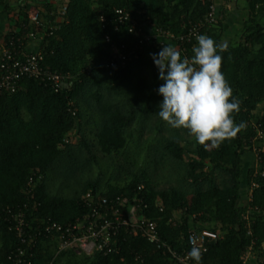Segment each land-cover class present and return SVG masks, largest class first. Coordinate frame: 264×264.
Here are the masks:
<instances>
[{
	"label": "trees",
	"instance_id": "trees-1",
	"mask_svg": "<svg viewBox=\"0 0 264 264\" xmlns=\"http://www.w3.org/2000/svg\"><path fill=\"white\" fill-rule=\"evenodd\" d=\"M9 1L0 0L6 11ZM14 1L18 17L27 22L25 12L31 0ZM32 2L40 25L35 45L43 65L71 78L57 92L47 81L22 78L16 92L0 97V264H9L7 256L17 245L5 221L7 207L27 203L32 224L45 217L65 224L83 212L85 191L132 198L140 185L147 205L143 213L157 223L161 240L172 249H183L190 231L208 229L219 237L208 245L202 264H264V0H244L245 18L237 40L224 42L223 10L216 24L202 33L224 46L220 70L240 102L234 122L244 124L217 147L197 143L186 129L172 128L158 117L162 97L157 88L162 81L150 54L160 47L144 46L136 49L137 58L124 67H106L111 44L135 50L126 26L114 31L115 9L127 11L138 27H157L178 37L188 22L205 14L208 4L197 0H58L56 5L46 0L42 8L36 0ZM63 8V13H56ZM14 34L11 31L0 38L20 35ZM190 47L186 45L192 56ZM142 73L150 80L132 81L133 75ZM94 117L99 123L96 144L106 156L127 153L130 146L134 150L130 152L138 154L146 149L143 142L150 144L142 140L145 133L159 136L154 139L159 145L154 168L168 162L166 177L174 178L175 185L159 189L143 173L132 174L123 185L101 189L100 182L92 180L81 191L55 195L48 188L47 173L57 164L77 160L82 150L91 154L82 125ZM252 152L255 165H247L245 158ZM32 171L41 175V181L26 196L23 191ZM118 249L107 256L67 251L54 259L55 243L51 242L38 245L32 264L51 260L54 264H177L140 236L121 234ZM246 254L252 257L245 259Z\"/></svg>",
	"mask_w": 264,
	"mask_h": 264
},
{
	"label": "built area",
	"instance_id": "built-area-1",
	"mask_svg": "<svg viewBox=\"0 0 264 264\" xmlns=\"http://www.w3.org/2000/svg\"><path fill=\"white\" fill-rule=\"evenodd\" d=\"M206 5L207 10L201 18L186 24L185 33L178 37L157 27L143 25L138 27L130 14L122 9H115L116 23L114 31L124 25L135 40V50L126 51L123 44H111V54L106 62L107 68L116 65L124 67L126 63L137 58L136 49L144 46L161 47L174 46L180 51L182 57L191 58L187 44L190 48L196 42V36L216 24L221 18L216 0H197ZM64 12V8L60 13ZM27 22L17 16L19 25L14 33L20 35L0 38V97L3 94L14 93L22 78H30L39 82L50 83L54 92L62 87L70 74H62L43 65V59L36 49L35 38L39 30L38 11L30 7L26 12ZM104 22V18L100 17ZM32 28L29 29V27ZM14 34V35H15ZM105 42L110 39L105 36ZM41 181V175L32 171L27 179L23 193L30 196L33 189ZM144 187L138 186L134 191L136 197L132 198L116 195L106 197L99 192L87 190L81 195L83 212L71 222L61 224L45 217L34 224L29 219L28 204L15 209L6 208L5 221L8 230L13 232L17 245L7 256L9 264H32V259L38 245L55 243L54 259L60 254L72 251L83 256L94 253L107 256L118 252V240L121 234L127 236H140L156 249L164 250L177 264H194L188 257V251L198 246L202 256L207 252L208 245L217 240L219 235L215 231L201 229L190 231L185 238V247L180 251L172 249L162 241L157 230V223L148 219L143 211L147 205L142 198ZM45 264H54L53 260ZM202 264V263H201Z\"/></svg>",
	"mask_w": 264,
	"mask_h": 264
},
{
	"label": "clouds",
	"instance_id": "clouds-1",
	"mask_svg": "<svg viewBox=\"0 0 264 264\" xmlns=\"http://www.w3.org/2000/svg\"><path fill=\"white\" fill-rule=\"evenodd\" d=\"M195 39L191 58L182 57L172 45L150 54L162 81L157 115L172 128L186 129L197 143L217 147L244 127L233 119L240 102L220 70L224 46L204 34ZM187 255L201 264L200 247H192Z\"/></svg>",
	"mask_w": 264,
	"mask_h": 264
},
{
	"label": "rangeland",
	"instance_id": "rangeland-1",
	"mask_svg": "<svg viewBox=\"0 0 264 264\" xmlns=\"http://www.w3.org/2000/svg\"><path fill=\"white\" fill-rule=\"evenodd\" d=\"M38 4L43 8L45 4L44 0H36ZM35 2V1H34ZM30 1V5L33 9L37 10L35 3ZM59 2H56L58 5ZM55 4V0L54 3ZM60 4V3H59ZM227 6L222 9L226 12L224 25H225V38L224 42L228 40H237V35L242 29V22L245 18V2L244 0H229ZM150 80V76L147 73L135 74L132 76V81L136 79ZM98 120L94 117L91 122H83L82 133L85 135L89 145L91 154H87L84 150L78 156V159L67 160L61 164L55 165L47 173V185L51 191L59 197H65L69 194H73L76 191H81L86 182L92 180H98L100 182V188L123 185L131 178L132 174L141 175L143 173L148 175V179L156 185V187L164 188L168 186H174V178L170 179L168 175V162L154 168V161H158L159 155L155 151L159 148L157 141L154 139L156 136L151 133H145L143 135V141L148 139L150 144H145V150L138 154H133L132 146L128 149L127 153L122 155L112 154L111 156L103 155L96 144L95 132L98 128ZM159 138V136H157ZM156 138V139H157ZM191 139V137H190ZM154 140V141H153ZM74 143L77 139L72 137ZM134 151V150H133ZM252 156L245 158V163L250 165L249 160L252 159V164L255 165L254 152ZM93 158L88 160L87 158ZM254 159V160H253ZM252 256L246 254L245 259Z\"/></svg>",
	"mask_w": 264,
	"mask_h": 264
},
{
	"label": "crops",
	"instance_id": "crops-1",
	"mask_svg": "<svg viewBox=\"0 0 264 264\" xmlns=\"http://www.w3.org/2000/svg\"><path fill=\"white\" fill-rule=\"evenodd\" d=\"M10 9L6 11L4 7V2H0V35H5L8 32L15 31L17 29V16L19 15L18 5L14 0L9 1ZM50 4L54 3V0H47ZM58 0H55V4ZM229 0H216L218 9L222 11L228 4ZM56 13H60V9H56ZM226 20V19H225ZM224 23V22H223ZM224 28L225 25H224ZM249 158V157H247ZM252 162V159L249 160Z\"/></svg>",
	"mask_w": 264,
	"mask_h": 264
}]
</instances>
